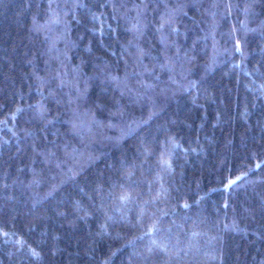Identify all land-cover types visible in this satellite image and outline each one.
Listing matches in <instances>:
<instances>
[{"label": "trees", "instance_id": "16d2710c", "mask_svg": "<svg viewBox=\"0 0 264 264\" xmlns=\"http://www.w3.org/2000/svg\"><path fill=\"white\" fill-rule=\"evenodd\" d=\"M0 264H264V0H0Z\"/></svg>", "mask_w": 264, "mask_h": 264}, {"label": "rangeland", "instance_id": "374dc122", "mask_svg": "<svg viewBox=\"0 0 264 264\" xmlns=\"http://www.w3.org/2000/svg\"><path fill=\"white\" fill-rule=\"evenodd\" d=\"M54 22H55V21H53L52 23H54ZM50 23H51V22H50ZM42 27H43L44 29H48L49 24H46V26H45V25H44V26H43V25H42V26H39V29H41Z\"/></svg>", "mask_w": 264, "mask_h": 264}]
</instances>
